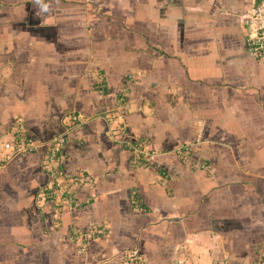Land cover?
Masks as SVG:
<instances>
[{"label": "crops", "instance_id": "0c3cea01", "mask_svg": "<svg viewBox=\"0 0 264 264\" xmlns=\"http://www.w3.org/2000/svg\"><path fill=\"white\" fill-rule=\"evenodd\" d=\"M254 1L0 0V264L264 254Z\"/></svg>", "mask_w": 264, "mask_h": 264}, {"label": "built area", "instance_id": "2783aa9c", "mask_svg": "<svg viewBox=\"0 0 264 264\" xmlns=\"http://www.w3.org/2000/svg\"><path fill=\"white\" fill-rule=\"evenodd\" d=\"M257 1V0H255ZM254 1V4L252 5V10H251V17L252 19L255 20V22H263L261 25H258L256 27H254V30H257L261 27H263L264 24V0H258L259 2L256 3ZM255 36V34L252 36L251 38V42L250 45L252 46L253 49H257L258 47H263V42L260 41L261 35L259 33H256V39H254L253 37ZM261 42V43H256V42ZM259 44V46L257 45ZM264 50V49H263ZM81 115L79 113H74L72 115V119L74 121H78L80 120ZM65 142V132H59L57 133L51 140L50 142V156L47 158L46 162H45V166L49 169L51 176L56 179L57 174L59 173V170L56 169L53 165H51L50 163L55 161L57 158H62V154H60L58 156V152L61 150L63 144ZM25 147H19L18 145L16 146V150L17 151H22L25 150Z\"/></svg>", "mask_w": 264, "mask_h": 264}, {"label": "rangeland", "instance_id": "374dc122", "mask_svg": "<svg viewBox=\"0 0 264 264\" xmlns=\"http://www.w3.org/2000/svg\"><path fill=\"white\" fill-rule=\"evenodd\" d=\"M255 2L258 3L259 1L257 0ZM262 23L261 22H257L256 26L261 25ZM255 31H256L255 32V36L253 38L256 39V37H257L256 36V33H259L261 35L260 41L263 42V47H258L257 49H253L251 45H250V47H251V49H253L252 51L254 52V54H256L258 57H262L264 59V50H263L264 49V24H263V27L255 30ZM260 41L259 42H256V43H261ZM257 45L259 46V44H257ZM113 130H114V135H119V132L121 131L120 126H118V125H116ZM17 145L19 147L26 146L23 142H21V140H18L16 142L14 139H10L7 144L5 143L4 144L5 155L6 154H11L12 151L16 150L15 147ZM62 187H63V185H62ZM62 195H63V193H62V191H60V193L58 195L59 198L57 197L58 200L61 199ZM193 249H195V248L189 246V252L192 255H193ZM187 256H188V260L193 263L192 256L191 255H187Z\"/></svg>", "mask_w": 264, "mask_h": 264}, {"label": "trees", "instance_id": "16d2710c", "mask_svg": "<svg viewBox=\"0 0 264 264\" xmlns=\"http://www.w3.org/2000/svg\"><path fill=\"white\" fill-rule=\"evenodd\" d=\"M65 139H66V137H65ZM129 145H131L132 147H136L137 145H138V143H137V141H130L129 143H128ZM64 145V144H63ZM130 146V149H132V147ZM63 147V146H62ZM27 149H29V148H27ZM26 150V149H25ZM60 154H62V148H61V150L58 152V156L60 155ZM61 158H57L56 160H55V162L56 161H59ZM53 166L56 168V169H58L59 170V168L57 167V163H56V165H54L53 164ZM134 196V197H133ZM50 197H51V195H50ZM132 201H133V203H135L138 199L136 198V196L134 195V193H132ZM137 204H138V206L139 207H141L142 209H144V210H147L148 209V207L144 204V202L143 201H140V200H138L137 201ZM87 236H89V235H87ZM86 236V237H87ZM256 256L253 258V261H252V263L251 264H264V254L262 253V252H259L258 254H255Z\"/></svg>", "mask_w": 264, "mask_h": 264}]
</instances>
